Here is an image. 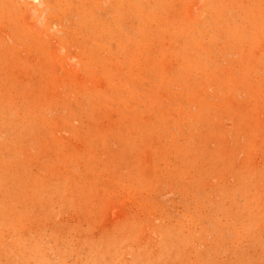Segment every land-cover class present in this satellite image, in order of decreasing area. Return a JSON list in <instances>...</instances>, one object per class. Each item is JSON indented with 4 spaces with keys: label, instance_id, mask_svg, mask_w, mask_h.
I'll list each match as a JSON object with an SVG mask.
<instances>
[{
    "label": "rangeland",
    "instance_id": "obj_1",
    "mask_svg": "<svg viewBox=\"0 0 264 264\" xmlns=\"http://www.w3.org/2000/svg\"><path fill=\"white\" fill-rule=\"evenodd\" d=\"M0 264H264V0H0Z\"/></svg>",
    "mask_w": 264,
    "mask_h": 264
}]
</instances>
